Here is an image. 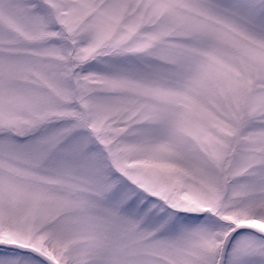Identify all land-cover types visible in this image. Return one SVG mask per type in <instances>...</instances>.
I'll list each match as a JSON object with an SVG mask.
<instances>
[{"label":"snow or ice","instance_id":"6c2138e0","mask_svg":"<svg viewBox=\"0 0 264 264\" xmlns=\"http://www.w3.org/2000/svg\"><path fill=\"white\" fill-rule=\"evenodd\" d=\"M0 264H264V0H0Z\"/></svg>","mask_w":264,"mask_h":264}]
</instances>
